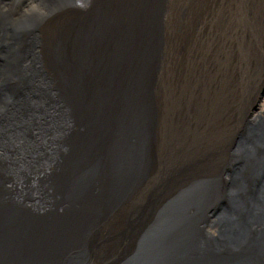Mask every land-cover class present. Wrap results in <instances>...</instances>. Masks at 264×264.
<instances>
[{
	"label": "bare ground",
	"instance_id": "obj_1",
	"mask_svg": "<svg viewBox=\"0 0 264 264\" xmlns=\"http://www.w3.org/2000/svg\"><path fill=\"white\" fill-rule=\"evenodd\" d=\"M7 26L12 29L8 44L17 40L18 45H28L26 60L34 50L32 61L57 72L61 81L73 78L86 56L93 81L104 68L98 59L102 64L121 62L113 94L97 98L101 108L116 111L90 121L99 116L110 141L124 130H137L142 142L128 146L138 152L129 170L138 171L131 185L127 178L119 183L127 189L122 203L73 244L83 209L43 201L53 198L52 191H45L51 182L60 185V144L49 140L50 132L38 138L39 129L30 140L22 132L0 133V167L9 171L0 168V183H6L17 201L28 202L33 213L48 215L53 222L28 233L37 241L24 240L22 248L32 257L23 253L0 264H52L45 260L50 254L60 255L62 249L65 259H73L82 247L87 264H128L140 243L147 246L161 235L175 239L173 254L195 252L190 245L201 242L206 227L200 231V220L187 223L185 235L175 237L177 230L166 218L196 215L188 209L193 207L187 206V197L200 196L201 201L215 196V183L228 185L232 166L233 178L240 182L264 164V0H0L1 35ZM77 73L92 78L88 71ZM109 74V69L104 72ZM108 145L107 139L102 148ZM45 149L50 152L41 154ZM234 190L243 192L240 184ZM258 195L256 212H242L248 207L240 201L224 207L218 217L230 241L240 244L257 231L252 247L259 253L254 261L264 255V183ZM223 197L221 192L217 199ZM153 199L147 211L140 210L143 202ZM135 221L145 225L130 234ZM43 237L57 243L38 242ZM63 240L64 247L57 248Z\"/></svg>",
	"mask_w": 264,
	"mask_h": 264
},
{
	"label": "water",
	"instance_id": "obj_2",
	"mask_svg": "<svg viewBox=\"0 0 264 264\" xmlns=\"http://www.w3.org/2000/svg\"><path fill=\"white\" fill-rule=\"evenodd\" d=\"M11 36V27H4L3 34H0V133L8 136L22 132L24 137L30 140L37 134H40L38 137L40 138L44 133L50 132L52 137L49 140H55V145L60 144L62 158L59 160L62 163L60 168L57 167V170H62L63 173L59 179L60 185L58 182H51L49 184L51 189L46 188L45 191H52L53 198L45 197L43 201L53 203L54 207L69 206L83 209L80 234L73 243L79 244L91 231L93 225L98 222L103 223L108 215L122 203L127 189L120 188L119 183L127 178V184L131 185L138 171V168L134 171L129 170L133 158L136 163L138 152L128 148L130 143L142 142L138 131L124 130L121 136L113 137L110 141L107 127L100 125L97 120L99 116L90 121L97 115L105 114L108 117L109 112L116 111L101 108L97 98L104 93L113 94L116 84L114 80L119 77L118 71L115 70H118L121 62H103L102 64L98 59V64L104 68L102 73L101 70L98 72L97 81H93L95 76L90 73V65L86 63L88 56H86L87 68L84 67L83 62L82 66L75 67L76 72H73V78L68 75L65 81H61L57 72L45 70L40 63L35 64L32 61L35 55L33 49V55L26 60L28 45H18L17 40L8 44ZM32 65L37 68H32ZM108 69L111 74L104 75ZM33 70L37 71L39 78L33 75ZM77 71H88L92 78L89 79L84 74L79 75ZM108 91L111 92L108 93ZM134 122L143 125L142 120ZM93 127L98 130L93 132ZM36 129L39 130L35 135ZM57 138H61V143ZM107 139L109 145L102 148V144ZM42 142L44 146L49 145L45 144V141ZM114 147H118V152L113 150ZM48 150H43L41 154L50 152ZM253 161L255 160L253 159L249 166ZM234 166L230 170L228 185H220L219 181L215 183V196L207 200L204 197L200 198L201 201L198 199L200 196L187 197L186 201L189 202L187 206L193 207L188 209H193L196 215L186 214L187 217L182 220L176 215L166 218L168 226L177 230L175 237L181 232L182 236L185 235L187 223L195 225V222L201 220L200 216L206 214L213 200H218L217 205L220 207H232L234 203L242 201L244 206L248 207V211L242 212L248 214L256 212L259 189L264 183V164L260 165L252 175L249 172V175L240 182L233 178ZM0 168L7 171L2 166ZM246 169L247 167L244 171ZM237 184H240V189L243 190L241 195L234 190ZM0 185V253L4 254L0 257V263L23 253H28L32 257L30 250L22 248L25 244L24 240L28 243L37 241L28 233L34 231L36 227L53 222L48 215L39 217L38 214L33 213L28 202L17 201L16 195L6 186V183H0ZM221 192L224 197L217 199ZM247 200L251 201L248 202L249 205ZM153 203L154 199L143 202L140 210L145 208L147 211ZM262 215L264 216V211ZM143 225L145 224L135 221L132 224L133 232L130 234L139 231ZM38 242L57 243L56 240H48L47 237L39 239ZM64 244V240L58 241L56 247H64ZM87 244L89 241L83 245ZM193 245L190 246L194 248ZM175 249V239H171L170 235H161L155 237L147 246L143 242L140 243L139 253L134 258L128 259V264H172L173 262L190 264L195 261L196 254L191 249L185 255L173 254ZM61 251L62 249L59 251L60 255L54 252V255H49L52 258L45 260L52 264H87L89 261L88 253L83 247L72 257L73 259H65L64 252L61 253ZM3 258L5 259L1 260ZM246 262L264 264V255L258 261L248 257Z\"/></svg>",
	"mask_w": 264,
	"mask_h": 264
},
{
	"label": "flooded vegetation",
	"instance_id": "obj_3",
	"mask_svg": "<svg viewBox=\"0 0 264 264\" xmlns=\"http://www.w3.org/2000/svg\"><path fill=\"white\" fill-rule=\"evenodd\" d=\"M217 202L218 200H213L212 205H211L212 207L210 206L209 207L210 209H208L207 211L208 213L200 216L201 220L199 222V225L200 227H202L200 231L205 229L204 227H206V231L204 235L202 236V240H201L202 243L196 242L193 245L195 246L194 247L195 252L193 253L196 254V259L192 264H206V261H208L207 264H219V262L220 264H244L246 262V258L253 257V255H257L259 253L257 252L256 249L252 247V244H253L252 242L257 237L256 235L257 231L252 230L251 231L252 234L250 233V235L248 236V239H243L240 244L234 241H230L229 232L226 229L221 230L219 228L221 226L220 224L218 225V217L221 213L224 212L225 208L218 206ZM216 218H217V221L215 223L214 221ZM208 234H211V235L213 234L212 235L213 237L211 239H208L207 238ZM216 234H218V236ZM212 239H217V240H212ZM227 243L228 245H226ZM207 250H211V253H207Z\"/></svg>",
	"mask_w": 264,
	"mask_h": 264
},
{
	"label": "rangeland",
	"instance_id": "obj_4",
	"mask_svg": "<svg viewBox=\"0 0 264 264\" xmlns=\"http://www.w3.org/2000/svg\"><path fill=\"white\" fill-rule=\"evenodd\" d=\"M261 94H262V96H263L262 98H264V88L261 89ZM208 209H209V208H208ZM207 213H208V212H206V214H207Z\"/></svg>",
	"mask_w": 264,
	"mask_h": 264
}]
</instances>
